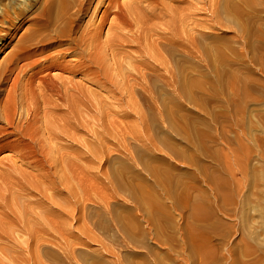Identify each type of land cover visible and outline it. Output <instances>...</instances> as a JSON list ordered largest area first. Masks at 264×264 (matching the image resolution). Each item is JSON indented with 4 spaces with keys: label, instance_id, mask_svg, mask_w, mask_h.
<instances>
[{
    "label": "bare ground",
    "instance_id": "6f19581e",
    "mask_svg": "<svg viewBox=\"0 0 264 264\" xmlns=\"http://www.w3.org/2000/svg\"><path fill=\"white\" fill-rule=\"evenodd\" d=\"M260 1L12 0L0 7V52L26 27L0 64V264H69L77 251L86 264L81 247L89 243L96 247L90 264H104L99 226L92 225L96 232L87 227L88 190L96 184L88 172L87 132L99 150L98 123L112 117L114 105L124 109L110 119L111 129L131 115L144 124L165 118L184 100L198 105V93L211 86L199 76L198 61L215 68L222 58L218 38L207 31L232 26L250 36L247 10ZM258 34L248 41L258 44ZM158 71L162 75L152 78ZM154 82L172 90L173 100L162 98ZM235 83L230 78L239 96ZM120 170L123 179L109 181L114 194L128 193L133 206L125 211L147 218V204L158 199L138 175L134 189L132 165ZM122 211L118 207L114 220L125 231ZM131 232L136 242L146 236L139 228Z\"/></svg>",
    "mask_w": 264,
    "mask_h": 264
},
{
    "label": "rangeland",
    "instance_id": "374dc122",
    "mask_svg": "<svg viewBox=\"0 0 264 264\" xmlns=\"http://www.w3.org/2000/svg\"><path fill=\"white\" fill-rule=\"evenodd\" d=\"M10 1L0 0V7ZM260 3L247 10L244 31L250 36L239 35L232 26L207 31L218 38L222 58L215 60V68L198 61L199 76L211 83L199 90L198 105L181 101L165 118L155 116L145 124L138 115L114 118L118 129H111L110 119L124 109L114 105L109 108L112 117L98 123L100 151L87 132L93 151L88 172L96 177L87 195V227L96 232L92 225L99 226L107 244L100 250L104 264H264V0ZM25 32L26 27L21 28L1 49L0 64ZM255 32L258 44L248 41ZM150 75L158 78L162 71ZM230 78H235L241 95H235ZM73 80L79 82V77ZM83 84L101 94L90 82ZM154 84L162 98L173 100L172 90ZM136 96L145 115V104ZM129 165L134 189L138 175L158 199L147 204L152 213L147 218L133 208L126 212L124 207L133 206L128 193L114 194L109 185L113 177L123 179L120 168ZM118 207L125 231L115 225ZM135 228L146 234L140 242L130 236ZM81 248L90 264L96 247L89 243ZM77 252L69 264L84 262Z\"/></svg>",
    "mask_w": 264,
    "mask_h": 264
}]
</instances>
